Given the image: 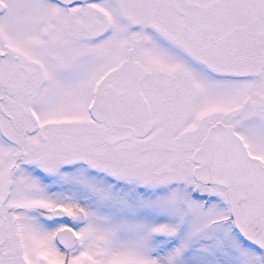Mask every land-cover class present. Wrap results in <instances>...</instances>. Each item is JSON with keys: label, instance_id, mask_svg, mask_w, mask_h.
<instances>
[{"label": "snow or ice", "instance_id": "snow-or-ice-1", "mask_svg": "<svg viewBox=\"0 0 264 264\" xmlns=\"http://www.w3.org/2000/svg\"><path fill=\"white\" fill-rule=\"evenodd\" d=\"M0 264H264V0H0Z\"/></svg>", "mask_w": 264, "mask_h": 264}]
</instances>
